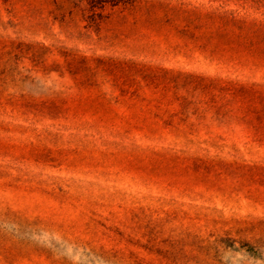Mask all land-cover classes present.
<instances>
[{"label": "rangeland", "instance_id": "obj_1", "mask_svg": "<svg viewBox=\"0 0 264 264\" xmlns=\"http://www.w3.org/2000/svg\"><path fill=\"white\" fill-rule=\"evenodd\" d=\"M0 264H264V0H0Z\"/></svg>", "mask_w": 264, "mask_h": 264}]
</instances>
